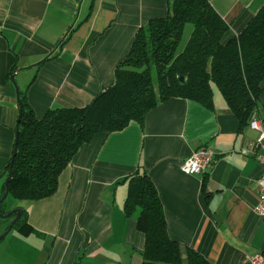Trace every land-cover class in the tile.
I'll return each mask as SVG.
<instances>
[{
  "label": "crops",
  "instance_id": "obj_1",
  "mask_svg": "<svg viewBox=\"0 0 264 264\" xmlns=\"http://www.w3.org/2000/svg\"><path fill=\"white\" fill-rule=\"evenodd\" d=\"M211 4L237 34L264 0ZM167 10L168 0H0V198L20 111L12 77L37 118L55 107L87 106L115 84L138 30ZM215 91L213 108L174 99L151 110L143 126L97 134L62 172L53 196L6 202L8 212L27 210L34 232H17L23 240L0 251V264H142L145 236L137 211L124 213L128 184L122 181L139 167L158 191L182 264H191L192 250L207 264H251L264 254V217L254 211L264 167L241 152L244 140L256 135L240 130ZM254 115L264 119V94ZM208 146L216 152L209 171L184 173L185 159ZM5 222L0 218V235Z\"/></svg>",
  "mask_w": 264,
  "mask_h": 264
},
{
  "label": "trees",
  "instance_id": "obj_2",
  "mask_svg": "<svg viewBox=\"0 0 264 264\" xmlns=\"http://www.w3.org/2000/svg\"><path fill=\"white\" fill-rule=\"evenodd\" d=\"M188 25L192 31L181 48ZM231 26L211 0H168L166 15L138 30L115 71V84L89 105L55 107L37 118L20 93L14 149L3 176L6 179L13 171L8 198L35 203L53 196L62 172L83 145L97 134L122 132L131 123L143 126L151 110L170 100L186 99L213 108L216 89L240 130L247 128L264 94V6L239 33L231 34ZM122 181L128 184L124 213L130 217L137 211V229L145 236L144 249L139 251L142 264H182L181 247L169 236L148 171L139 167ZM5 206L6 202L0 206L1 215L10 213ZM13 230L22 236L34 232L26 209ZM188 255L191 264H207L196 251Z\"/></svg>",
  "mask_w": 264,
  "mask_h": 264
},
{
  "label": "built area",
  "instance_id": "obj_3",
  "mask_svg": "<svg viewBox=\"0 0 264 264\" xmlns=\"http://www.w3.org/2000/svg\"><path fill=\"white\" fill-rule=\"evenodd\" d=\"M256 135L255 139L246 138L241 147V152L264 167V119L253 115L247 127ZM216 152L212 147H204L192 152L182 163L181 170L189 175H204L214 165ZM260 199L255 207V213L264 217V174L258 181ZM251 264H264V254H256L250 258Z\"/></svg>",
  "mask_w": 264,
  "mask_h": 264
},
{
  "label": "water",
  "instance_id": "obj_4",
  "mask_svg": "<svg viewBox=\"0 0 264 264\" xmlns=\"http://www.w3.org/2000/svg\"><path fill=\"white\" fill-rule=\"evenodd\" d=\"M15 77L13 76L12 77V80L14 82V86L16 87V91H17V98H18V104H20V92L17 88V85H16V82H15ZM182 80V79H181ZM253 117V115L251 116V118ZM19 122V120H18ZM13 177V171L10 170L9 173H8V176L5 180V183H4V187H5V193L4 195L0 198V206L6 202L7 198H8V195H9V191H8V185L11 181ZM16 214V217L15 219L11 222V224L9 225V227L7 228V230L2 234L0 235V242L2 240H4L10 233L11 231L13 230L14 226L21 220V216H22V211L21 210H16V211H12L6 215H1L0 214V218H4V219H11L14 215Z\"/></svg>",
  "mask_w": 264,
  "mask_h": 264
},
{
  "label": "rangeland",
  "instance_id": "obj_5",
  "mask_svg": "<svg viewBox=\"0 0 264 264\" xmlns=\"http://www.w3.org/2000/svg\"><path fill=\"white\" fill-rule=\"evenodd\" d=\"M188 29H190L191 32V27L188 25L184 34V41L182 42L181 48H183L184 43L187 41L188 38ZM217 93V90L215 91ZM14 201V199L12 198H8L7 199V205L11 204ZM15 202V201H14ZM10 219H6L5 222V226H9V224L11 223ZM17 232L15 230H12L11 233L6 237V239L0 244V251H2V249L7 246L8 244L12 243L11 241H14V239L18 240L19 242L23 240V238H21L20 236H16ZM16 236V238H15ZM16 241L13 242V244H15ZM29 250H33L32 247L30 246ZM38 256H40L38 254ZM42 260V258L40 259V261Z\"/></svg>",
  "mask_w": 264,
  "mask_h": 264
},
{
  "label": "flooded vegetation",
  "instance_id": "obj_6",
  "mask_svg": "<svg viewBox=\"0 0 264 264\" xmlns=\"http://www.w3.org/2000/svg\"><path fill=\"white\" fill-rule=\"evenodd\" d=\"M14 219H15V216H14L12 219H10V220H11V222H12Z\"/></svg>",
  "mask_w": 264,
  "mask_h": 264
}]
</instances>
